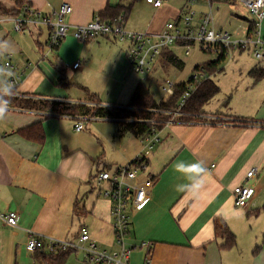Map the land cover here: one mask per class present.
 <instances>
[{
    "label": "crops",
    "instance_id": "1",
    "mask_svg": "<svg viewBox=\"0 0 264 264\" xmlns=\"http://www.w3.org/2000/svg\"><path fill=\"white\" fill-rule=\"evenodd\" d=\"M0 1L7 8L16 6L13 0ZM24 1L44 13L54 11L64 1L69 2L73 11L67 22L72 26L90 22L109 5L129 3V0ZM162 1L158 8L146 3L149 10H155L154 15L161 12L171 21L184 15L189 0ZM165 1L171 7H164ZM193 9L197 12V23L202 14L211 13L214 28L232 39H241L248 34L252 18L241 0H197ZM128 18L125 26L134 32L157 34L164 27L163 23L155 22L154 17L149 21L145 18L132 20L127 27L131 17ZM235 27L240 29L236 32ZM261 33L264 36V18ZM47 36L45 29L16 33L10 21L2 23L0 28V39L12 45L9 54L13 62L21 69L32 64L22 82L29 78L24 84L26 89L39 88L44 95L39 94L45 96H38L40 98L87 102L88 96L81 87L76 90L78 93L70 94L57 89L48 93L42 89L43 85L51 86L38 67L47 69L49 65L44 59L51 55L43 57ZM116 42L102 37L83 44L73 36L71 28L51 61L66 73L68 63L73 65L81 61L84 67L86 62H93L96 49L102 45L118 47L122 73L117 75L113 95L102 101L104 105H115L110 102L120 100L124 93H132L140 81L132 79L130 68L128 72L127 67L125 69V49ZM237 53L252 54L237 51L226 61H234ZM257 60L262 61L264 57ZM256 67L264 65L258 63L250 71ZM57 77L59 75L55 73L54 82ZM67 83L70 82L63 81V84ZM19 94L20 97L31 96L20 91ZM249 101L253 104L256 98L249 97ZM260 103L264 105V98ZM217 112L227 117L219 122L176 121L167 125L160 131L161 141L156 143L148 158L146 175L153 182L151 201L145 208L130 212L131 231L126 241L130 245L153 242L152 264H264V117H257L261 118L258 120ZM78 121L10 105L6 118L0 120V214L15 211L20 217L17 227L9 226L0 218V264H41L37 252L26 250L30 232L72 239L82 225L89 228L100 248L117 249L111 204L98 193L95 176L101 170L128 165L142 151L144 142L132 134L120 136L113 121L115 126L106 130L108 134L97 126H92L89 132L76 131ZM36 123L43 130L42 142L29 137L34 132L26 134L28 136L21 132ZM180 162L191 169L178 171L176 165ZM198 162L207 169L205 174L195 167ZM255 168L257 175L251 180L254 198L248 207L238 208L234 205L233 190ZM202 181L203 186L198 191ZM177 185L185 186L186 190L178 189ZM217 218L224 220L235 234V246H222L224 238L215 234L214 220ZM64 264L88 263L80 252H70ZM131 264H145V251L134 250Z\"/></svg>",
    "mask_w": 264,
    "mask_h": 264
},
{
    "label": "built area",
    "instance_id": "2",
    "mask_svg": "<svg viewBox=\"0 0 264 264\" xmlns=\"http://www.w3.org/2000/svg\"><path fill=\"white\" fill-rule=\"evenodd\" d=\"M153 7L162 6V0H146ZM197 0H189L184 15L179 20L168 21L157 34L148 32H134L126 28L125 19L120 16L114 21H103L95 16L86 24L70 25L67 17L72 13V5L64 1L58 8L50 13H44L29 4L20 8V13L15 15L0 14V28L5 21L13 24V30L19 34H25L32 29H45L48 36L43 48V57L48 58L66 38L69 30L73 29V36L80 42L88 43L98 38H109L115 41L128 43L126 57L130 71L133 74H145L150 72L153 63L161 58L166 49L181 46L190 53L191 46L197 44L205 52H211L216 59L222 62L232 57L234 52H250L257 59L264 57V36L261 26L264 18V0H241L243 7L251 16L254 30L241 39H232L227 33L217 31L213 26L211 13H204L200 21L196 22L197 12L193 6ZM8 66L12 71L9 78L12 84V95L21 96V86L27 72L32 66L29 63L25 68H19L12 60L11 54L0 56V66ZM82 62L77 61L72 65L74 70L80 69ZM210 74L200 66L196 72L186 81V90L183 92L174 111L176 117L183 115L182 108L197 91L200 84L209 79ZM7 75L0 81V88L8 87ZM176 84L163 81L158 89L167 95L174 93ZM27 96V95H25ZM79 120V119H78ZM85 119H80L76 125V131H83ZM172 122L168 121L167 125ZM161 141L160 132H154L143 140L144 147L134 162L125 166H117L110 170H101L95 176V186L98 193L111 204V218L117 249L109 251L100 248L91 237L87 226L82 225L78 235L72 239H59L50 236H42L30 232L26 243V250L35 253L43 250L47 253L64 251L80 252L88 264H131V255L134 250L145 251V264H152L154 255V243L141 241L139 245L127 243V236L131 231L130 212L141 210L151 201L152 179L146 175L148 158L152 149ZM257 169L250 170L245 181L233 190L234 205L238 208L248 207L255 195V188L251 180L256 178ZM0 218L11 227H17L20 217L15 211L0 214Z\"/></svg>",
    "mask_w": 264,
    "mask_h": 264
},
{
    "label": "rangeland",
    "instance_id": "3",
    "mask_svg": "<svg viewBox=\"0 0 264 264\" xmlns=\"http://www.w3.org/2000/svg\"><path fill=\"white\" fill-rule=\"evenodd\" d=\"M166 1L164 2V7H171V5H168ZM130 2H133V7L129 15V18H131H128L129 23L127 24V27H130V22L132 20H141L145 18L146 21H149L154 17L155 22L159 24L163 23L165 25L167 21L171 19L161 12L158 13L157 16L154 15L155 10H149L146 0H141L139 3L136 0H129V3ZM244 15L247 17L246 14ZM236 29L239 30L240 28L238 29L235 27V31ZM116 44H119L120 47L125 49V69L127 67L128 72L129 62L126 57L128 43L117 41ZM172 51L175 56L178 57V59L184 62V66L182 68H178L172 64L164 63L165 59L164 56H162L153 63L150 72L145 74H131L133 80H142L150 87V90L153 92L157 101H161L162 99L166 100L169 97V95H167L165 92L158 89L159 84H161L163 81H169L176 85L181 82H186L196 72V66L203 65L210 60L216 59V56L213 53L203 51L197 44L191 46L190 53L188 55L186 54V49L181 46L173 47ZM119 54L120 50L115 45H102L96 49L93 62H86L84 67H81L82 69L80 68L78 70H74L72 68V63H68L65 73V79L67 80H63L64 82H70L67 84H63L60 73L54 65V61H51L53 54H51L49 59H44L45 62L49 64L47 65V69L40 65L38 66L34 64V66L39 67V71L45 75L47 81L51 84V86L43 85L42 87V89L48 93H51L54 91V89H57L67 91L70 94L71 92H77L76 90H78L79 87H86L91 93L97 94L101 101H106L108 97L113 95L115 91L113 86L116 83L117 75H121L122 73L123 66L118 60ZM51 63H53L54 66L51 65ZM258 63L264 65V60H257L252 54L246 53L235 54L234 61L232 62L223 61L221 63L222 68H224L223 71H219L212 78L213 81L220 87V92L204 107L203 114H201L197 120L219 122L223 120V117H227V115H224L223 113H215L216 111L241 115L243 118L256 117L258 120L261 118L257 117H264V105L261 106L260 103V99L264 98V80L262 79L257 82L249 74L250 69ZM55 73H58L59 75V77L56 79V82H54ZM28 74L30 76L31 70L28 71ZM28 79L19 88V91L21 93H27L31 96H42L39 93L44 95L43 92L39 91V88H35L34 90L26 89L24 84L28 82ZM72 96L76 97L75 95ZM130 96L131 92L124 93L123 98L110 103H116L115 105H117V103L127 104L129 102ZM51 97L53 96H48V98ZM249 97L256 98V101L252 104V102L249 101ZM134 111L140 112L138 109ZM171 114L170 122L174 123L177 121L175 119H179V117L175 116L174 111H172ZM83 123L85 124L83 132H89V129L92 126H97L102 132L108 134L109 132H106V130H109L115 126V123L107 120H94L91 121V123L90 121H83ZM108 150L112 153L110 147H108Z\"/></svg>",
    "mask_w": 264,
    "mask_h": 264
},
{
    "label": "trees",
    "instance_id": "4",
    "mask_svg": "<svg viewBox=\"0 0 264 264\" xmlns=\"http://www.w3.org/2000/svg\"><path fill=\"white\" fill-rule=\"evenodd\" d=\"M16 6L7 8L0 1V14L15 15L20 13V8L24 4H28L24 0H13ZM133 2L125 4L109 5L104 10L98 13V16L103 21H114L122 16L125 20L131 13ZM254 30V24L251 21L248 33L251 34ZM164 63L172 64L178 68H182L184 63L175 56L172 49L163 51ZM161 56V57H162ZM222 56L219 59L210 60L203 65L195 67L197 70L200 66L210 74V78L203 81L193 96L187 101L182 108L183 115L177 121L188 123L198 121L197 119L203 114L204 107L220 92V87L213 81V76L222 70ZM60 72L61 80L65 79V69L56 65ZM250 75L255 81L264 78V67H256L250 71ZM88 96L87 102H68L55 99L40 98L38 96H6L9 100V105L26 110L44 111L54 113L62 117H70L74 119L91 120H109L113 121L118 126V134H132L142 141L150 137L154 132L162 131L168 121H170L171 112L177 110L178 102L186 90V82H181L175 86L174 93L166 100L157 101L150 87L140 80L134 87L129 102L119 105H104L98 95L91 93L87 88H81ZM140 110L134 111V110ZM176 122V121H175ZM25 135L35 138L40 142L43 141V130L40 124H33L30 127L22 129ZM28 136V135H26ZM131 162H134L131 161ZM215 234L217 237L224 238L225 242L222 246L231 248L235 246V234L229 229L227 223L217 218L214 220ZM37 256L41 264H64L66 257L72 251H64L58 253H47L43 250H38Z\"/></svg>",
    "mask_w": 264,
    "mask_h": 264
},
{
    "label": "clouds",
    "instance_id": "5",
    "mask_svg": "<svg viewBox=\"0 0 264 264\" xmlns=\"http://www.w3.org/2000/svg\"><path fill=\"white\" fill-rule=\"evenodd\" d=\"M12 48V45L9 41L0 39V56H3L5 53H10ZM5 75H7V85L8 87H2L0 88V120H3L6 118L7 113L9 111V100L5 99L4 97L8 96L10 97L12 95V84L10 82V77L12 76V71L10 67L6 66H0V81H3L5 78ZM199 172L205 174L207 172V169L204 167L202 163H197L195 166ZM176 168L178 171L182 170H190L191 166H187L184 164V162H180L176 165ZM204 181H202L201 185L198 186V191L199 189L203 186ZM177 188L180 190H186L185 186L183 185H177ZM197 191V193H198Z\"/></svg>",
    "mask_w": 264,
    "mask_h": 264
}]
</instances>
